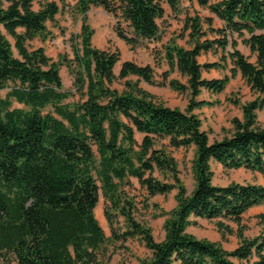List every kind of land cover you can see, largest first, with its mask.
I'll list each match as a JSON object with an SVG mask.
<instances>
[{
    "label": "trees",
    "instance_id": "1",
    "mask_svg": "<svg viewBox=\"0 0 264 264\" xmlns=\"http://www.w3.org/2000/svg\"><path fill=\"white\" fill-rule=\"evenodd\" d=\"M182 1H195L222 22L221 28L213 29L206 20L208 32L215 35L209 39L200 18H187L184 30L191 46H163L168 70L161 84L188 92L184 110L156 100L135 82L126 81L122 92L111 88L119 54L92 45L87 14L93 7L119 15L128 30L117 29V36L126 44L157 40V21L164 16L157 0H76L74 10L82 24L72 39L71 60H53L42 46L32 45L52 38L48 24H56V2L0 0V91L8 89L0 94V264H107L108 246L129 239L149 250L138 264H236L234 259L264 264V227L246 238L242 224L250 208L264 206V183L216 185L212 170L216 162L226 169L264 175V127L256 119V112L264 109V0H165L173 13ZM238 39L254 54V61L237 48ZM218 49L219 61H198L202 52ZM63 62L81 96L73 102L67 99L75 92L63 89ZM226 67L229 73L219 78L202 75L203 69ZM174 70L186 77V83L167 80ZM237 73L255 97L243 104L231 100L242 118H232L229 135L210 141L193 110L219 100L198 96L203 90L223 92ZM129 75L155 82L148 64L122 62L118 77ZM14 101L23 107H13ZM135 132L143 134L140 143ZM158 139H168L176 148L193 146L190 193L179 177L176 159L155 146ZM130 177L145 191V207L150 197L176 190L174 208L159 213L165 216L161 241L136 216L135 197L124 188L130 186ZM100 192L109 237L94 214ZM198 218L216 220L221 238L234 233L237 246L226 250L189 233L187 228ZM222 219L233 221L236 231Z\"/></svg>",
    "mask_w": 264,
    "mask_h": 264
},
{
    "label": "rangeland",
    "instance_id": "2",
    "mask_svg": "<svg viewBox=\"0 0 264 264\" xmlns=\"http://www.w3.org/2000/svg\"><path fill=\"white\" fill-rule=\"evenodd\" d=\"M58 4L60 8L59 14L56 16V24H48V29L52 34V38L46 42L35 40L33 46H42L45 53L53 60H59L63 57L66 60L73 59L72 39H75L81 29V16L75 12L74 5L76 0H50ZM164 9L163 18L157 22L159 28V36L157 40L144 41L141 44L130 46L117 36V29L126 32L128 30L126 24L121 20L119 15H113L105 12L101 7H93L87 14V23L93 30L92 45L100 49L115 50L119 54V61L114 67V73L117 78L110 85L111 88L122 92L127 89L126 81L135 82L138 87L148 91L156 100L163 102L169 107H176L184 110L188 103V92H178L171 89L168 85H162L163 74L168 70V65L163 57V46L169 43H174L185 48H189L188 31L184 30V21L187 18L198 17L203 21V29L208 32L209 20L210 27L219 29L222 27V22L219 21L207 8L197 5L195 1H182L176 13L171 12L165 0H157ZM221 0H212L217 3ZM37 9V6H34ZM214 34L208 32L207 37L213 39ZM162 41V44H161ZM237 48L248 56L250 61L255 60L254 54H251L249 48L241 44L238 39ZM221 50H209L202 52L198 61L200 63L219 61ZM124 61H131L138 65H151L154 73V84H148L143 80L137 79L134 75H129L126 78L118 77L119 69ZM69 62V61H68ZM229 63V61H228ZM229 67V66H228ZM226 69L211 68L203 69L202 75L205 78H219L225 73H229ZM60 76L62 79L63 89L75 92L73 87V76L69 72L65 62L60 65ZM177 79L182 83H186V77L180 75L176 70L171 71L167 80ZM7 88L0 91L2 96L7 92ZM80 94L75 92L67 101L73 102L80 99ZM255 97V93L251 91L245 83L240 73L232 78L227 84L225 90L219 94H212L206 90L198 96V99L209 101L219 100V103L211 106H203L193 110L202 120V128L208 132L210 141L219 140L225 135H229L232 130L231 120L234 117L242 118V112L239 106L234 105L231 100L237 99L241 104L246 103ZM13 107H23L22 104L13 102ZM46 108L44 111L48 110ZM256 119L259 125L264 127V109L256 112ZM143 135L135 132V139L138 143L141 142ZM156 147L164 148L177 161L179 167V177L183 182L187 193H190L194 187V179L191 172V163L193 158V146L188 148L172 147L169 145L168 139H158L155 143ZM213 183L216 185H227L230 182H251L264 183V175L259 172L247 171L244 169L231 170L223 168L217 163L212 164ZM158 176L157 173L154 174ZM161 178L160 176H158ZM130 186H125V190L135 197L137 202L136 216L141 221L147 223L151 227L152 234L156 241H161L164 238L163 221L165 216L160 215V211H170L176 205L175 193L172 190L166 195H154L148 199L149 206L142 205L145 191L140 187L138 181L134 177L129 178ZM105 199L100 192L96 211L94 214L102 227L106 237L110 236V230L104 216ZM152 204H156L154 207ZM229 224L234 231L237 225L230 220L222 219ZM216 220L196 219V223L187 228V231L198 239H207L219 243L224 249L232 250L239 242L236 235L229 234L225 238H221L220 232L217 230ZM242 224L244 226L243 235L246 238H252L262 232L264 227V206L252 207L243 214ZM109 259L107 264H138V259L149 256V250L137 239H129L122 245L116 243L108 246ZM236 264H246L245 260H236Z\"/></svg>",
    "mask_w": 264,
    "mask_h": 264
},
{
    "label": "crops",
    "instance_id": "3",
    "mask_svg": "<svg viewBox=\"0 0 264 264\" xmlns=\"http://www.w3.org/2000/svg\"><path fill=\"white\" fill-rule=\"evenodd\" d=\"M158 22V21H157ZM161 44H162V41H161ZM177 71V70H176ZM139 133V132H138ZM142 134V133H141ZM143 135V134H142ZM216 163V162H215ZM218 165H220V166H222L221 164H219V163H217ZM223 167V166H222ZM240 169H243V168H240ZM240 169H231V170H240ZM244 170H246V169H244ZM247 171H249V170H247ZM261 206V205H260ZM255 207H259V206H255Z\"/></svg>",
    "mask_w": 264,
    "mask_h": 264
}]
</instances>
